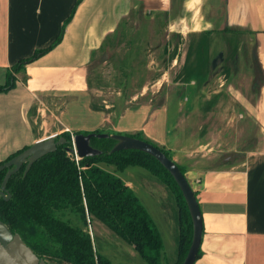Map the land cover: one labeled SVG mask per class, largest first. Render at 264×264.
Here are the masks:
<instances>
[{
  "label": "crops",
  "instance_id": "crops-1",
  "mask_svg": "<svg viewBox=\"0 0 264 264\" xmlns=\"http://www.w3.org/2000/svg\"><path fill=\"white\" fill-rule=\"evenodd\" d=\"M133 12L163 16L171 35L245 38L231 48L232 61L238 62L251 89L240 92L233 80L225 81L232 96L241 99L240 113L257 124L258 135L247 134L243 144L235 131V139L226 143L231 148L220 150L237 154L238 162L207 165L214 157L211 148L202 156L203 169L194 163L195 154L182 157L178 137L169 136L167 110L155 103H135L115 122L92 108L89 66ZM60 35L56 46L14 74L13 89L0 93V163L38 140L64 132L140 133L172 149L179 167L178 159L190 163L182 161L184 176L202 218L200 255L194 264H264V0H0V86L19 61L53 45ZM74 114L85 121L75 123ZM141 176L138 185L122 181L134 194L138 187L146 203L155 205L172 250L166 264H175L180 231L175 200L155 177Z\"/></svg>",
  "mask_w": 264,
  "mask_h": 264
},
{
  "label": "rangeland",
  "instance_id": "rangeland-1",
  "mask_svg": "<svg viewBox=\"0 0 264 264\" xmlns=\"http://www.w3.org/2000/svg\"><path fill=\"white\" fill-rule=\"evenodd\" d=\"M243 39L239 35H171L166 32L163 16L133 12L119 32L112 35L108 49L99 51L93 57L88 84L91 105L102 110L111 122H115L125 109L135 103L163 106L167 110L169 136L178 137L177 147L182 157V153L195 154L194 163L203 169L202 156L211 148L214 157L207 165L214 168L226 161L238 162L237 154L221 153L220 150L231 148L226 143L233 137L235 139V131H238L241 142L247 134L249 138L258 135L257 124L240 113L241 99L232 96L234 92L229 88V81L233 80L236 90L245 92L247 86L251 89L246 74L239 73L238 62L234 65L232 61L231 48ZM253 69L256 77V69ZM227 79L228 82L225 81ZM43 116H40L41 121L45 120ZM77 121L85 119L74 114V122ZM105 134L111 133L107 131ZM207 143L206 147L202 145ZM246 143L243 141V144ZM159 148L173 160L176 153L172 149ZM182 161L187 165L190 163L186 159H178L184 172L186 168ZM99 166L133 185L142 182L141 175L154 179L139 167L118 172L108 164L100 163ZM157 183L160 185L158 180ZM138 191L137 187L135 195L162 236L161 261L166 264V256L171 255L172 250L159 224L157 209L152 203L148 205ZM60 218L82 229L84 227L73 215H60ZM84 230L90 235L93 248L112 264H146L131 246L98 221H88ZM47 262L52 263L48 259Z\"/></svg>",
  "mask_w": 264,
  "mask_h": 264
},
{
  "label": "trees",
  "instance_id": "trees-1",
  "mask_svg": "<svg viewBox=\"0 0 264 264\" xmlns=\"http://www.w3.org/2000/svg\"><path fill=\"white\" fill-rule=\"evenodd\" d=\"M74 12V10H73ZM72 12V14H73ZM71 14V16H72ZM71 16L65 21L63 28ZM121 22L116 32L122 28ZM61 40V35L46 49L35 51L25 60L19 61L7 73L6 83L0 93L14 88V74L50 51ZM108 40L100 49H108ZM90 79H87V85ZM89 86V85H88ZM92 108L96 111H102ZM93 133H103L95 131ZM76 134L87 135L89 133ZM108 135H113L108 134ZM158 148L169 159L170 156L140 133L127 135ZM66 142L52 153L37 160L27 173L25 165L8 180L6 189L9 200L0 197V222L47 264H112L110 260L93 248L86 230L87 223L98 221L127 245L131 246L146 264H162L163 242L151 216L139 202L137 196L115 174L99 166L111 165L118 172L129 167H139L167 187L179 212L178 258L181 264L192 240V222L184 198L171 175L151 156L135 150L111 153L115 141L111 138H91L90 146L99 155L76 161L71 151V134L64 132L56 137ZM11 155L6 163L22 151ZM177 165V164H176ZM178 166V165H177ZM181 173L183 170L178 166ZM7 170L0 172V185ZM73 215L81 223L72 225L60 215ZM200 255L198 251L197 258ZM47 259L50 260L49 263Z\"/></svg>",
  "mask_w": 264,
  "mask_h": 264
},
{
  "label": "water",
  "instance_id": "water-1",
  "mask_svg": "<svg viewBox=\"0 0 264 264\" xmlns=\"http://www.w3.org/2000/svg\"><path fill=\"white\" fill-rule=\"evenodd\" d=\"M91 138L107 139L111 138L115 141V145L111 153L135 150L143 152L154 158L173 178L178 186L184 201L186 203L191 222H192V240L187 251V254L181 264H194L197 259V254L200 249L202 239V218L199 205L197 203L194 192L192 191L187 179L181 173L178 166L172 159L166 157L158 148L153 145L138 140L136 138L105 133H89L87 135L76 134L71 137L73 152L80 160L87 157L99 155L98 150L93 149L89 142ZM66 140L63 137L56 139V136H51L46 139L38 140L36 143L0 165V172L7 170L0 185V197L9 200L10 194L6 189L8 180L14 174L18 173L25 165L24 173H27L30 167L40 158L52 153L57 146L63 145ZM0 264H47L44 259L39 258L21 239L18 234H13L11 231L0 222Z\"/></svg>",
  "mask_w": 264,
  "mask_h": 264
},
{
  "label": "built area",
  "instance_id": "built-area-1",
  "mask_svg": "<svg viewBox=\"0 0 264 264\" xmlns=\"http://www.w3.org/2000/svg\"><path fill=\"white\" fill-rule=\"evenodd\" d=\"M72 149H73V146H72V148H71V151H72V153H73V155H74V157H75V160H76V161L80 160L79 158L76 157V155H75V153L73 152Z\"/></svg>",
  "mask_w": 264,
  "mask_h": 264
}]
</instances>
